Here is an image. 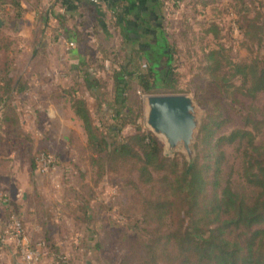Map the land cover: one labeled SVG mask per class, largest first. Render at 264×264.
<instances>
[{
	"label": "rangeland",
	"instance_id": "374dc122",
	"mask_svg": "<svg viewBox=\"0 0 264 264\" xmlns=\"http://www.w3.org/2000/svg\"><path fill=\"white\" fill-rule=\"evenodd\" d=\"M20 1L25 3L26 11L47 3ZM243 2L246 7L241 14L238 5ZM249 3H253L252 0H179L178 5H169L164 0L157 8L172 54L168 68L165 59L160 57L158 69L174 88L171 92L155 94H185L196 103L200 124L193 142L194 159L196 137L203 119L217 112L222 115L223 122L218 134L247 129L264 149V91L255 96L247 95L248 85L241 83L242 77L234 75L229 64L251 61L258 56L264 58V1H260L261 11L252 5L249 7ZM86 8L85 14L69 19L67 32L47 33L44 25L35 33L21 35L16 27H9L11 16L15 22L20 19L14 8L7 2L0 6V19L4 21L0 32L14 43L13 74L23 75L20 77L26 90L30 84L32 90L40 86L41 91L37 94L29 92L31 96L24 102L26 105L35 102L42 108L41 112L37 109L22 112L9 105L0 113V153L15 152L20 158L27 159L30 166L33 156L40 151L49 152L57 159V167L48 175L30 170V186L24 191L27 209L23 212L28 221L26 225L24 223V232L33 240L30 241L32 244H37L38 238V241L44 238V243L39 242L44 251L41 264H53L62 257L64 262L59 264H86L87 261L89 264H115L121 256L124 238L139 216L134 174L128 172L127 165H119L118 169L96 179L82 123L70 104L74 96L85 99L94 122L100 127L107 125L112 110L119 107L114 104V72L127 64L129 68L135 64L140 70L145 69L148 62L144 49L154 38L150 32L132 33L118 25L113 10L101 7V13L96 14L95 8ZM114 10L120 14L125 9L117 6ZM131 18L129 14L127 19ZM248 19L262 25L260 45L263 47L256 44L255 25L249 28L250 40L244 37L241 25L245 27ZM232 24L239 27V33L233 32ZM135 34L141 37L140 40L130 41ZM127 36L130 38L126 39ZM69 42L74 45L70 46ZM222 48L218 56L220 70L214 72L217 64L208 60L207 54ZM52 72L57 77L62 75V80L44 81L46 74ZM218 75L223 76L222 91L214 83V76ZM86 81L92 82L94 87L90 88ZM134 87L132 84L125 94L128 106L135 107L140 101L137 122L143 130L150 131L145 123L144 97L153 94L143 95ZM2 119L5 122L1 123ZM133 131V127L126 126L120 135L126 136ZM155 137L162 145L165 158H175L179 162L184 159L188 163L181 148L168 152L164 141ZM221 150L224 153V179H229L244 193L252 194L254 190L242 177L245 151H250L248 139L223 145ZM18 195L21 199L22 193ZM5 196L8 201L9 198L13 200L8 192ZM43 208H46V214L42 213ZM12 214L20 218L16 212H9L6 219ZM3 221L4 226L7 220ZM0 264H23L16 245L8 238L0 240Z\"/></svg>",
	"mask_w": 264,
	"mask_h": 264
},
{
	"label": "trees",
	"instance_id": "16d2710c",
	"mask_svg": "<svg viewBox=\"0 0 264 264\" xmlns=\"http://www.w3.org/2000/svg\"><path fill=\"white\" fill-rule=\"evenodd\" d=\"M260 1L252 0L253 3L248 5L261 11ZM4 2L14 8L17 18H21L25 9L20 0H0V6ZM163 2H114L126 9L122 15L113 10V15L118 25L124 23L127 31L134 27H130L127 15L144 22L145 18L138 11L140 5L146 3L148 11L154 13L150 29L154 40L144 49L148 62L145 69L140 70L135 64L129 68L127 64L114 72V104L119 107L112 110L110 122L103 127L97 125L87 102L81 97L74 96L70 104L82 123L96 179L118 169L119 165H127L128 172L134 174L139 216L124 238L121 256L115 264H264V149L255 141L254 134L247 129L218 134L223 123L222 115L217 112L206 116L196 137V157L192 164H188L184 159L179 162L175 158H165L158 139L141 128L137 122L141 111L139 100L135 107L128 106L125 94L132 84L143 95L171 92L174 88L158 69L160 57L165 59L167 68L172 59L162 28V17L157 14V8ZM238 6L243 14L246 3ZM42 14L37 19L40 27L48 23L47 10ZM61 17L56 15L59 23ZM253 25L257 30L256 44L263 47L260 45L263 29L257 20L248 19L245 27L241 25L243 35L250 40L249 28ZM129 38L127 36L126 39ZM139 38L135 34L130 41L136 42ZM13 46L12 40L0 32V113L9 105L13 106L15 92L26 90L21 77L12 75L15 63ZM221 51L223 48L210 50L207 54L208 60L217 64L214 72L220 70L218 56ZM229 64L234 75L242 77L241 83L248 85L247 95L255 96L264 91L263 57ZM86 83L90 88L94 87L92 82ZM214 83L222 91L223 76H214ZM134 111L136 115H133ZM126 126L133 127V133L120 135ZM245 139H248L250 151H245L242 177L244 183L254 190L252 194L235 188L222 175L224 153L221 147ZM34 157L31 170L35 169Z\"/></svg>",
	"mask_w": 264,
	"mask_h": 264
},
{
	"label": "crops",
	"instance_id": "0c3cea01",
	"mask_svg": "<svg viewBox=\"0 0 264 264\" xmlns=\"http://www.w3.org/2000/svg\"><path fill=\"white\" fill-rule=\"evenodd\" d=\"M43 1H45L47 3L45 5H42V3H40L38 8L36 7L33 10H28V11L25 10L22 13L21 18L18 19L19 20L18 22H15L14 18L11 16V19L8 20L9 21V27L10 26L16 27L17 32L21 35L30 34L31 32H36L38 30V27L40 26V20L37 21V19H39V17L41 15H43L42 13H44L47 10V12H48V23H47L46 28H45V29H47L46 32L51 33L55 30H58L59 32L63 33V32H67L69 30V26H68L69 19L73 16L80 17L82 14H85V12L87 10V8H86L87 6L95 8L96 14H100L101 9H102L101 7H103L104 9L114 10L117 7L114 4V2L118 1V0H97L96 2H94L92 0H42V2ZM141 1L146 2V0H141ZM182 1H189V0H182ZM98 2H99V4H98ZM21 5L23 8L25 7V3L21 2ZM42 6H43V8H42ZM124 12H126V9L124 10ZM138 12H139L140 16L145 18V20H144V22L143 21L140 22L138 20L136 21L135 17L133 15H131L132 18H131V20H128V21H130V23H131L130 27H132L133 25H134V27H132L130 29V32H132V33H134V31L142 32V33L151 32L150 28L152 27V23H154V21H153L154 13L151 10L148 11V5L146 3L144 5H140V10ZM57 14L62 16L61 17V23H59V21L56 19ZM120 14L122 15V13H120ZM157 14H158V12H157ZM127 16H129V15H127ZM116 20H117V18H116ZM5 23H6V21H5ZM121 24L124 26L123 22H120V25ZM139 40H140V38H139ZM12 72H14V71H12ZM52 73H51V75L46 74V79L44 81H49V82L56 81L57 78H60V81L62 80V75L59 74V77H57V75L55 73H53V74ZM12 75L15 76V74H12ZM16 76L20 77L23 75L19 74ZM39 79L41 80V78H39ZM34 86H36V85H34ZM32 88L33 87L30 84L27 90L14 93L13 97L16 98V100L13 102V107H14L15 111H17V108H19V110L22 112H31L33 109H37V111H39V112L42 111L40 104L35 105V102H34V103L29 104V105H26L24 102L27 97L31 96L29 92L32 93V91H33V92H36V94H37L38 90L41 91L39 89L40 86L34 88L33 90H32ZM40 95H41V93H40ZM2 122H5L4 119L1 121V123ZM24 122L25 121H23L22 123H24ZM0 140H2L1 134H0ZM0 146H1V144H0ZM30 170H31L30 165H29L27 159L24 160V159L20 158L19 154H16L15 152H10L9 154L0 153V229H2V226L5 222V221H3V219L8 220V218L6 219L5 215H6V213H9V212H14V213L16 212L20 216V218L22 219L23 225H24V223L26 225V222H28V221H26V218H24L25 214H24L23 210L27 209L26 204H24L25 203V194H24L25 192L24 191L26 189H28V187L30 186L29 177H28ZM24 174H25L26 179L22 180V176ZM7 192L12 196L13 200H10V198H9V201H8V198H6V196H5ZM19 193H22L21 199L17 197V196H19L18 195ZM12 202L18 203V204H13ZM18 205H19V210L21 212H23L22 214H20L18 212L19 210L18 211L16 210ZM57 210H58V208L56 209V211ZM42 213L46 214V208H43ZM45 222L49 223V220L45 218ZM43 234H44V231H43L42 235ZM26 237L29 240V242L33 241L28 235ZM38 239L36 242L44 243V238H41L42 240L40 239L39 241H38ZM9 240H11V239H9ZM34 240H36V239H34ZM45 250H47V249H45Z\"/></svg>",
	"mask_w": 264,
	"mask_h": 264
},
{
	"label": "water",
	"instance_id": "95a60500",
	"mask_svg": "<svg viewBox=\"0 0 264 264\" xmlns=\"http://www.w3.org/2000/svg\"><path fill=\"white\" fill-rule=\"evenodd\" d=\"M144 102L146 126L164 141L168 152L181 148L192 164L193 142L200 124L194 100L185 94H153L145 96Z\"/></svg>",
	"mask_w": 264,
	"mask_h": 264
},
{
	"label": "built area",
	"instance_id": "2783aa9c",
	"mask_svg": "<svg viewBox=\"0 0 264 264\" xmlns=\"http://www.w3.org/2000/svg\"><path fill=\"white\" fill-rule=\"evenodd\" d=\"M96 2L97 0H92ZM169 5H174L179 3V0H166ZM231 15V14H229ZM233 32L239 33V27L232 24ZM70 46H73V42H69ZM57 159L55 156L46 151H40L35 154L34 164L35 171L38 174L48 175L57 167ZM3 238L11 239V241L16 245L21 260L23 264H41L44 251L41 243L32 244L26 237L24 232V225L22 219L18 216L12 214L5 225L0 229V240ZM64 262V257L54 260L53 264H59Z\"/></svg>",
	"mask_w": 264,
	"mask_h": 264
}]
</instances>
